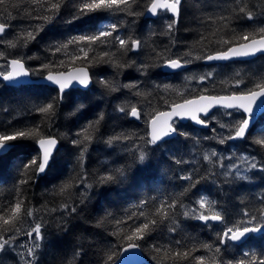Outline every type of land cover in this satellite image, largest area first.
Instances as JSON below:
<instances>
[{
  "label": "trees",
  "instance_id": "16d2710c",
  "mask_svg": "<svg viewBox=\"0 0 264 264\" xmlns=\"http://www.w3.org/2000/svg\"><path fill=\"white\" fill-rule=\"evenodd\" d=\"M12 3L19 6L7 7L10 16L0 11V22L9 25L0 37V52L4 54L0 57V71L7 67L9 60L22 59L32 79L41 78L49 71L59 73L83 67L92 81L86 91L64 93L62 102L57 90L50 87L14 88L0 82V133L38 128V138L58 141L54 163L43 176L36 175L34 166L26 173L22 169V165L39 156L36 139L10 142L15 146L0 156V215L10 218L9 206L22 200L15 227L21 231L30 224H43L44 239L36 250V264H103L108 252L120 254L128 246L121 237L143 223L140 212L151 216L162 202L173 200L178 203L175 209H169L170 217L145 239L136 241L143 264H198L194 257L199 256L206 258V264H212L216 246L221 249L217 258L222 264H237L251 255L264 259V232L250 236L241 245L228 241L220 244L218 239V234L227 228L249 219L245 211L259 217L260 210L264 209V171L248 169L246 179H241L236 176V170L229 169L232 166L221 167L217 156L211 163L203 159L210 149L221 150L224 155L231 152L232 145L234 154L248 155L258 165H264V147L255 143L264 139V114L244 140L226 139L229 134L234 135L233 126L244 116L236 111L217 110L209 118L207 130H199L190 123L176 124L178 131L186 135H176L157 146L145 143L148 123L156 112L167 111L172 104L200 95L238 94L264 77V56L249 62L210 66L203 64V58L195 59L227 47L218 43L221 39L264 26V0H183L179 23L171 33L166 25L172 17L167 12L159 13L153 20L144 17L152 0H135L132 10L138 15L103 10L89 13L73 23L67 21L81 0H64L51 23L33 18L50 15L46 5H34L30 0H12ZM243 4L255 13V19L248 20L239 14L238 9ZM222 16L228 19L221 20ZM112 24L117 25V31L101 38L103 42L93 43L90 50L86 42H81L54 54V45L72 37L95 35ZM39 25H44L43 31L25 45L24 34ZM116 35L140 40V48L123 52L114 39ZM201 37L205 39L201 41ZM8 41L16 42L17 46L10 47ZM80 48H85L87 58L79 52ZM105 52L110 56H104ZM178 57L192 62L186 64L184 71L164 73L165 60ZM46 64L52 67L44 68ZM142 65L148 68L145 70ZM208 73L212 75L208 77ZM202 76L207 78L201 81ZM238 79L246 83L236 87ZM53 101L55 115L50 118L36 111ZM132 106L141 114L138 123L129 119ZM120 107L126 111L121 112ZM101 114L103 119L99 121L81 167L80 149L72 141ZM221 124L227 127L221 128ZM121 134L130 135L132 139L115 142L111 147L105 143L109 137ZM222 138L225 139L223 144L219 142ZM138 149L148 154L144 163L138 160ZM117 169H122L124 175L117 173ZM107 173H112L115 179L101 184L99 177ZM188 175L192 176L191 180L181 178ZM21 180L28 182L21 184ZM65 183L72 186L61 193L60 188ZM193 184L195 187H191ZM202 197L215 202L214 210L224 216L219 224H206L194 218L200 214L198 201ZM141 201L146 203L140 206ZM64 204L76 207V212L69 215L61 207ZM29 209L33 210V217L27 215ZM185 211L190 212L188 217L183 215ZM2 223L0 221V225ZM173 227L176 230L169 231ZM204 243L212 244L213 250L201 248ZM157 248L161 249V255L169 248L195 250L187 260L174 262L160 261ZM77 251L81 252L79 257L75 255ZM0 264L3 263L0 261Z\"/></svg>",
  "mask_w": 264,
  "mask_h": 264
},
{
  "label": "snow or ice",
  "instance_id": "6c2138e0",
  "mask_svg": "<svg viewBox=\"0 0 264 264\" xmlns=\"http://www.w3.org/2000/svg\"><path fill=\"white\" fill-rule=\"evenodd\" d=\"M30 2L34 5L47 6V11L50 12V15H38L34 16V19H41L45 21V23H51L55 17L58 15L61 7L63 6L64 0H30ZM240 2V0H237ZM135 3V0H81V3L76 5V11L72 18L68 20V23H73L76 20L82 18L89 13H93L96 11H127L129 15H138L139 13H135L132 10V4ZM183 4V0H152L148 11L157 15L158 10L163 9L166 12L172 14L171 22L166 25L168 32L174 29L177 23H179V18L181 15V7ZM11 5L12 7L19 6L18 4L12 3V0H0V11L4 12L5 15L10 16L11 13L7 11V7ZM239 14H242L244 18L248 20L255 19V13L249 9L247 4H243L238 9ZM31 15V13H29ZM221 20H226L228 17H220ZM9 25L5 22H0V36H2ZM44 25H39L36 29L30 32H26L23 36L25 45L29 40H35L36 36L40 31H43ZM117 31V25L112 24L107 26L106 29L100 30L97 34L92 36H79L72 37L65 43H60L54 45V54L55 52H60L62 50H66L70 44H78L81 42H86L87 46H90L97 42L101 41V38H107L112 36L113 32ZM115 41L118 42L120 49L123 52L137 50L140 48L141 41L138 39H133L131 37L125 39L116 35L114 37ZM205 38L201 37V41ZM242 41V42H241ZM10 47L15 48L17 43L14 41L7 42ZM218 43H222L227 45L223 50L216 51L214 54H206L203 57L196 56L195 59H205L207 61H226L233 58H241V57H249L253 56L257 53H264V26H260L256 29H253L250 32H244L240 35H233L230 39H221ZM129 44L131 47H129ZM79 52L83 53L84 57L87 58L88 53L85 51V48H80ZM3 52H0V57H3ZM104 56H110L108 52L103 54ZM159 58L163 59L162 54H157ZM186 55H191V53H187ZM183 60V63H182ZM191 60L183 59L182 57H178L175 59L169 58L165 60V64L167 67L171 69H178L183 67L184 65L191 63ZM61 66H63V61L60 62ZM119 67H125L130 65H118ZM11 71L7 73H0V76L3 77L4 81H14L22 77H27L30 75L29 71L25 69L24 63L22 59H13L10 61ZM44 68H51V65H44ZM142 68L145 70L148 68V65H142ZM208 77L212 74L208 73ZM207 77H200L201 81H204ZM46 81L50 82L52 85L58 86L59 99L62 102L64 99V93L66 89L72 84L73 81L77 82L80 85L85 87L89 84V76L88 73L83 68H79L75 70V73H56L53 74L49 71L46 76ZM246 82L242 79H238L235 81V86L239 87L241 84H245ZM126 87L135 88L136 85H126ZM116 89H113L115 91ZM137 95H143L142 93L137 92ZM264 105V77L260 78L257 81L253 82L252 87L246 89V91H242L240 93H232L231 95L226 96H206L200 95L197 99H185L183 103L172 104L170 111H158L153 115L149 121L150 123V133L149 138L145 140V143L152 146H157L166 137H170L172 135H186L185 133H180L177 127H174V121H172V117H189L192 121L197 124H201L207 126V122L204 119L200 118V114L203 113L205 115L208 114L209 110L214 106H222L227 109H237L242 110L243 113L247 114L245 118L239 120L233 126V134H229L226 139L233 140L238 138H244L247 130L249 129L251 120L255 118L254 106L258 104ZM121 112H125L126 109L124 107H120ZM37 112L45 114L49 118L55 115V102H48L44 105H41L36 109ZM130 115L137 119L140 118L141 114L138 112L135 106H132L130 109ZM231 115V113H229ZM103 119V115L99 117L95 122H89L83 129L78 132L77 139L73 140L72 143L74 146L80 149V155L78 159L81 161V167H83V160L85 153L88 150V146L94 139V132L98 130L97 126L99 121ZM221 128L227 127L224 124L220 125ZM38 128H34L31 130H19L12 134H4L0 133V152L7 151L13 148L15 145L10 142L17 141L18 139H36L39 148L42 150L41 154L38 157H33L28 163L22 165L23 172H27L30 167H35L36 175L39 176L46 172L49 166L54 163L53 160V149L57 145V140L55 138H38ZM132 139L130 135L121 134L118 136L109 137L105 143L110 147L118 141H127ZM140 139H145L141 137ZM221 144L225 143V139L222 138L219 141ZM255 143L264 147V139L256 140ZM217 153L213 151L211 154H205L203 159L212 162V158L216 157ZM148 158V154L143 149H138V160L140 163H144ZM243 162L248 165L249 169H257L264 171V165H258L255 162V159L252 158L251 161L249 157L244 156L241 157ZM180 163V161H177ZM221 167H224L221 164ZM236 168V176L241 179H246V177L241 176L239 166L234 165ZM117 173L121 176L124 175V171L122 169H117ZM229 173H225L228 175ZM185 180H191L192 176H183L181 177ZM83 179V177L81 178ZM115 179L112 173H107L99 177V182L101 184L107 183ZM27 180H21L20 183H27ZM198 183V181H197ZM72 185L69 183H65L61 186L60 191L63 193ZM87 187H91L88 185ZM191 187H195V184L191 185ZM22 200H17L14 205H10L8 212L11 214L10 218H5V216L0 215V221H2V225H0V254L9 250L12 247V241L15 239L14 236L7 235L13 231L19 232L20 229L15 227V221L20 218L21 208H22ZM146 201H141L140 206H143ZM177 201L173 200L170 203L162 202L154 211V213L149 216L144 212H140L139 215L144 217V221L142 224L135 227L129 234L123 235L121 238L128 242L129 249H135L139 247V244L136 243L138 240L145 239L146 236L150 235L152 230L164 220L168 219L171 215L169 209H175L177 206ZM199 206L201 209H206V212H200L199 215L195 216V219L203 221L207 224L208 221H223L224 216L221 212L214 210L213 201H209L206 197H202L199 201ZM62 209L67 212L69 215L71 213L76 212V207L69 208L68 204H64L61 206ZM51 211H56V209H52ZM27 215L29 217H33V210L29 209L27 211ZM185 217L190 215V212L185 211L183 213ZM244 215L249 217V219L244 222L241 221L239 224H235L232 227L227 228L222 233L218 234V239L220 244H224L227 241L240 242L249 237L250 234L259 233L264 231V209L260 210V215L257 217L247 211L244 212ZM119 223V222H118ZM175 223V221H173ZM43 227L42 223H35L31 230L26 233V235L30 238H33L34 241H42L44 239V235L41 231ZM175 227L170 228L169 231H175ZM116 233H113L115 235ZM7 236V238H5ZM179 244V241H177ZM201 248L205 250H213V245L204 243L200 245ZM40 248L39 243H35L34 247L27 248V256L31 259H25L24 253H19L23 264H36V250ZM128 249H125L127 251ZM195 249L188 251H179L172 249H164L163 254L161 255V249L157 248V256L160 261L164 260H172V261H180L187 260L191 255L192 251ZM221 252L219 246L215 247V255L211 258L212 264H222L220 260H218V255ZM77 257L81 255L80 251H77L75 254ZM117 253L108 252L103 261V264H116V259L118 258ZM248 256L247 253H245ZM195 260L198 261V264H206V258L204 256L194 257ZM237 264H264V259H260L255 255H251L247 260H240Z\"/></svg>",
  "mask_w": 264,
  "mask_h": 264
},
{
  "label": "water",
  "instance_id": "95a60500",
  "mask_svg": "<svg viewBox=\"0 0 264 264\" xmlns=\"http://www.w3.org/2000/svg\"><path fill=\"white\" fill-rule=\"evenodd\" d=\"M151 5V4H150ZM150 7V6H149ZM148 7V8H149ZM161 12H166L165 10L163 9H160L158 10V14L161 13ZM169 14V16L172 17V14L167 12ZM157 14V15H158ZM157 15H153L151 14L148 9L146 10L145 12V15L144 17L146 19H149V20H153L157 17ZM1 37V36H0ZM136 51V50H134ZM260 56H264V53H257L253 56H249V57H241V58H233V59H229V60H226V61H207V60H203V64L206 65V66H210V65H224L226 63H232V62H249V61H252ZM10 61L9 60L7 62V72L11 71V67H10ZM79 68H83V67H78V68H73V69H70L66 72H59V73H75V70L76 69H79ZM187 68L186 65H184L183 67L181 68H178V69H171L169 67L166 66V64L163 65L162 67V71L164 73H168V74H171V73H177V72H181V71H184L185 69ZM26 69V68H25ZM85 69V71L88 73V76H89V84L87 87L83 86V85H80L78 84L77 82L73 81L72 84L69 86L68 89H66L65 93L69 92L70 90H81V91H86L88 90L90 87H91V84H92V81H91V77H90V74L88 72V70L86 68H83ZM27 70V69H26ZM53 74H56V73H53ZM48 75V74H47ZM43 76L41 78H37V79H32L31 76H27V77H22V78H19L17 80H14V81H4L3 80V77L0 76V82H2L6 87H20V86H30V85H35V86H46V87H50V88H53L55 90H57L58 92V86H55V85H52L50 82H47L46 81V76ZM59 94V93H58ZM226 96V95H225ZM198 97L196 98H192V99H197ZM183 103V102H181ZM179 104V103H177ZM171 110V107L167 110V111H170ZM217 110H225L227 112H232V111H237L239 113H241L244 118L246 117L247 114L243 113L242 110H237V109H227V108H224L222 106H214L213 108H211L208 112L207 115L201 113L200 114V118L201 119H204V120H207L208 118H210L212 116V114L217 111ZM254 113H255V118L251 120V123H250V126H249V129L247 130L246 132V135L245 137L247 136V134L249 133V131L251 130V128L254 126V124L256 123V121L258 120V118L260 116H262L264 114V105H261L259 102L256 106H254ZM129 119L131 121H134V122H139V119L135 118V117H132L129 113ZM172 121H174V127H175V123H178V124H186V123H190L193 127L199 129V130H207L209 128V124L207 123V126H204V125H201V124H197L195 123L194 121H192L189 117H184V118H181V117H172ZM150 123H148V138H149V133H150ZM176 135H172L170 137H166L163 142H161L160 144H163L164 142H167L171 139H173ZM244 138H238L240 140H244ZM46 139V138H45ZM159 145V144H158ZM36 148L38 150V154L40 155L41 154V149L39 148V144L38 142H36ZM12 149V148H11ZM11 149L7 150V151H4V152H0V156H3L5 154H7ZM58 149V141H57V145L55 146V148L53 149V155L55 154V152L57 151ZM45 173L43 174H40L39 176H43ZM203 222V221H202ZM209 223H212V224H219L221 221H208ZM205 223V222H203ZM264 231H261L259 233H253V234H250V236H259L261 234H263ZM248 237V238H249ZM247 238V239H248ZM247 239L243 240V241H240V242H233V241H228L229 243L233 244V245H241L243 244ZM125 249H128L127 251H125ZM144 263V259H143V255L140 251L139 248H135V249H129L128 246L123 248V250L120 252L119 256H118V259L116 260V264H143Z\"/></svg>",
  "mask_w": 264,
  "mask_h": 264
},
{
  "label": "rangeland",
  "instance_id": "374dc122",
  "mask_svg": "<svg viewBox=\"0 0 264 264\" xmlns=\"http://www.w3.org/2000/svg\"><path fill=\"white\" fill-rule=\"evenodd\" d=\"M6 71L7 67L5 69L3 68L0 73H5ZM229 148L231 152L225 153L224 155L222 154L221 150L216 149H210L206 154H211L213 151H215L217 153L220 166L221 164L228 167L232 166L229 167L230 170H236V168L233 167L234 165L239 166L240 174L244 177L249 168L248 165L243 162L241 157L249 156L245 154H234L235 149L232 145ZM249 159L251 161L250 157ZM223 161H225V163H223ZM200 211H202V209ZM200 211L198 212L200 213ZM204 211H206V209H204ZM31 227H33L32 224H30L28 227H25L18 234L14 235L15 239L12 241V247L4 253L0 254V261L3 264H23V261L18 255L19 253H24L25 259H30V257L27 256V248L34 247L35 243L40 244L41 242L34 241V236L33 238H30L26 235V233L31 230Z\"/></svg>",
  "mask_w": 264,
  "mask_h": 264
},
{
  "label": "flooded vegetation",
  "instance_id": "af4514ba",
  "mask_svg": "<svg viewBox=\"0 0 264 264\" xmlns=\"http://www.w3.org/2000/svg\"><path fill=\"white\" fill-rule=\"evenodd\" d=\"M225 111V110H224ZM227 112V111H226ZM233 112V111H232ZM237 112V111H236ZM208 120H209V118L207 119V120H205L207 123H208ZM176 124H178V123H175V125ZM209 124V123H208ZM234 140V139H233ZM232 141V140H231Z\"/></svg>",
  "mask_w": 264,
  "mask_h": 264
},
{
  "label": "bare ground",
  "instance_id": "6f19581e",
  "mask_svg": "<svg viewBox=\"0 0 264 264\" xmlns=\"http://www.w3.org/2000/svg\"><path fill=\"white\" fill-rule=\"evenodd\" d=\"M249 239V238H248Z\"/></svg>",
  "mask_w": 264,
  "mask_h": 264
}]
</instances>
